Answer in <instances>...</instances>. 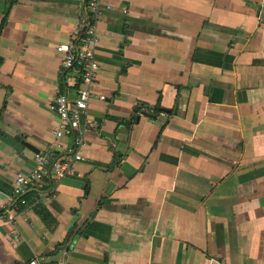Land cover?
Instances as JSON below:
<instances>
[{
    "label": "crops",
    "instance_id": "0c3cea01",
    "mask_svg": "<svg viewBox=\"0 0 264 264\" xmlns=\"http://www.w3.org/2000/svg\"><path fill=\"white\" fill-rule=\"evenodd\" d=\"M103 3L95 93L81 119L92 124L84 160L51 195L30 191L14 204L13 226L0 223V264L36 255L65 264H264V0ZM6 4L0 211L35 151L72 144L53 136L50 104L57 90L76 93L74 70L59 73L56 45L73 36L84 0Z\"/></svg>",
    "mask_w": 264,
    "mask_h": 264
},
{
    "label": "built area",
    "instance_id": "2783aa9c",
    "mask_svg": "<svg viewBox=\"0 0 264 264\" xmlns=\"http://www.w3.org/2000/svg\"><path fill=\"white\" fill-rule=\"evenodd\" d=\"M109 4L103 0H84L83 11L73 36L65 43L56 45L62 60L59 73L74 70L77 89L74 96L56 91L51 99L50 108L57 115L58 121L52 129L56 139L63 136L72 137V144L65 152H58L59 146L52 144L45 150L35 151L34 165L27 172H17L12 181V194L0 211L1 224L13 226L16 213L14 204L26 203L28 192H45L47 196L54 192L55 183L65 177L74 175L76 163L84 157L80 153L85 144V133L92 126L88 121L81 123L86 114L89 101L94 95L97 82L98 62L96 58L97 31L105 10ZM98 98L105 100V95ZM26 264H65L63 260L51 261L46 256L36 255Z\"/></svg>",
    "mask_w": 264,
    "mask_h": 264
},
{
    "label": "water",
    "instance_id": "95a60500",
    "mask_svg": "<svg viewBox=\"0 0 264 264\" xmlns=\"http://www.w3.org/2000/svg\"><path fill=\"white\" fill-rule=\"evenodd\" d=\"M206 90L208 89V87L205 88ZM148 109H153L152 106H147ZM136 110H137V107H136ZM160 111L164 112V113H169L171 110L170 109H167V108H160ZM143 115L145 116H148V117H154V114L149 112V111H146V112H143L142 113ZM93 216V215H92ZM85 228V225L83 227V229Z\"/></svg>",
    "mask_w": 264,
    "mask_h": 264
},
{
    "label": "trees",
    "instance_id": "16d2710c",
    "mask_svg": "<svg viewBox=\"0 0 264 264\" xmlns=\"http://www.w3.org/2000/svg\"><path fill=\"white\" fill-rule=\"evenodd\" d=\"M3 2H4V3H7L6 5H7L8 7H10V6L13 4L14 0H3ZM4 5H5V4H4ZM154 109L159 110V109H160V105L157 104V106H156ZM153 114H155V113L153 112ZM154 116H155V115H154Z\"/></svg>",
    "mask_w": 264,
    "mask_h": 264
}]
</instances>
